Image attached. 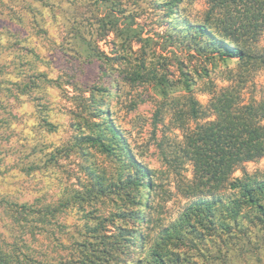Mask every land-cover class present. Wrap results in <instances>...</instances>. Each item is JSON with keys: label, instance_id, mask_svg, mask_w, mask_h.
Masks as SVG:
<instances>
[{"label": "rangeland", "instance_id": "374dc122", "mask_svg": "<svg viewBox=\"0 0 264 264\" xmlns=\"http://www.w3.org/2000/svg\"><path fill=\"white\" fill-rule=\"evenodd\" d=\"M114 2L105 24L94 0H0V252L17 257L16 264H120V236L141 229L148 246L192 202L239 195L228 187L185 195L193 163L184 135L215 118L209 103L225 87L238 90L239 105L256 104L264 94V64L197 50L203 42L195 45L185 24L207 22L222 37L213 28L220 14L208 13V0ZM79 32L100 56L93 72ZM248 42L241 46L264 52V27ZM192 100L197 117L190 114ZM97 136L112 149L88 141ZM122 147L150 170L154 184L137 226L123 216L135 168ZM243 166L251 178H264V157ZM242 175L236 169L231 178ZM93 186L105 187L104 194L67 200L71 191ZM147 253L145 246L135 259ZM213 255L197 264H264V241L229 259Z\"/></svg>", "mask_w": 264, "mask_h": 264}, {"label": "trees", "instance_id": "16d2710c", "mask_svg": "<svg viewBox=\"0 0 264 264\" xmlns=\"http://www.w3.org/2000/svg\"><path fill=\"white\" fill-rule=\"evenodd\" d=\"M94 3L104 11L108 19H103L104 23L109 24L114 0H94ZM208 3V13L217 10L220 14V26L215 24L213 28L222 37L217 36L207 22L185 24L194 44L203 42L197 50L264 64V52L251 48L250 44L241 46L245 45V39L247 43L248 40L258 39L264 27V0H208ZM130 26V22L125 23L127 31ZM76 39L89 59L87 71L93 72L100 56L92 52L89 41L80 32L76 33ZM135 74L137 77L142 75L140 71ZM183 76L185 87L189 89L187 81L190 79L185 72ZM165 82V76L158 80L162 87L166 86ZM161 93L166 95V89L163 88ZM239 101L238 90L223 88L209 103L215 118L185 133L183 145L193 163V178L182 188L188 197L215 195L225 187L239 190V195L226 200L200 199L192 202L177 221L163 228L148 246L144 232L132 228L129 236L117 239L116 262L130 264L135 254L142 252L145 246L147 255L136 257L135 264H197V259L212 254V259L226 256L229 259L230 253L239 255L260 247L264 241V178H251L243 163L264 157V94L256 104L239 105ZM197 105L198 102L190 101L189 110L193 117L199 115ZM112 128L115 136H118L117 129ZM88 141L103 151L112 149L99 136ZM122 148L135 168L134 174L128 175L126 182L129 188L125 196L130 207L129 210H123V216L137 226L144 220L145 209L151 207L149 196L154 191V184L150 170L134 160L129 150ZM236 169L242 171V178H231ZM104 190L103 186H93L85 191L73 190L67 200L83 202L86 197L104 194ZM250 225L256 229L250 231ZM98 244L96 250L103 251V247ZM170 245L174 248H170ZM211 248L213 251H210ZM124 253H127V257L123 259L120 255ZM16 262L17 257L14 261L8 253L0 252V264Z\"/></svg>", "mask_w": 264, "mask_h": 264}]
</instances>
